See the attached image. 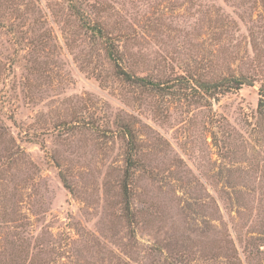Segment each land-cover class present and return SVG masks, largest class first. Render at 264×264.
<instances>
[{
    "label": "rangeland",
    "instance_id": "374dc122",
    "mask_svg": "<svg viewBox=\"0 0 264 264\" xmlns=\"http://www.w3.org/2000/svg\"><path fill=\"white\" fill-rule=\"evenodd\" d=\"M260 86L264 0H0V264H264Z\"/></svg>",
    "mask_w": 264,
    "mask_h": 264
},
{
    "label": "trees",
    "instance_id": "16d2710c",
    "mask_svg": "<svg viewBox=\"0 0 264 264\" xmlns=\"http://www.w3.org/2000/svg\"><path fill=\"white\" fill-rule=\"evenodd\" d=\"M107 52H108L109 58L115 62L116 59L114 58L112 52L109 49L107 50ZM114 66L116 68V74L120 78H122V80L127 81V82L132 81L131 76L128 75L117 63H114ZM140 81L144 82L143 79H140ZM243 84H246L244 78L238 77V78L227 79L226 81L213 83V84H206L204 82H198L197 86H198V88L201 89V91H203L205 93V92L212 90V88L216 89L219 87L220 88L225 87L227 89V91L231 90V89H239ZM259 94H260L261 98L259 99V102H258V112H259V114L264 116V99H263L264 86H260ZM127 133L129 135H131V132L129 130ZM131 163H132L131 157H128V168L125 171V179H124V183H123V195H124V202H125V207H126L127 211L129 210V207H128V195H127L128 191H127L126 182H127L128 176H129L128 172H129V166H131Z\"/></svg>",
    "mask_w": 264,
    "mask_h": 264
}]
</instances>
